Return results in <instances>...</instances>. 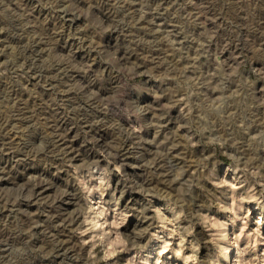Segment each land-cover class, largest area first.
<instances>
[{
  "label": "rangeland",
  "instance_id": "obj_1",
  "mask_svg": "<svg viewBox=\"0 0 264 264\" xmlns=\"http://www.w3.org/2000/svg\"><path fill=\"white\" fill-rule=\"evenodd\" d=\"M71 4L0 0V264H264V0Z\"/></svg>",
  "mask_w": 264,
  "mask_h": 264
},
{
  "label": "clouds",
  "instance_id": "obj_2",
  "mask_svg": "<svg viewBox=\"0 0 264 264\" xmlns=\"http://www.w3.org/2000/svg\"><path fill=\"white\" fill-rule=\"evenodd\" d=\"M59 5V6H58ZM38 6L42 7V8H50L53 11H60V12H64L65 14H67L69 11H72V4H71V0H63V4H60V0H38ZM29 27H34V25L29 24ZM5 31V28L0 27V33H3ZM31 38L33 40H39L40 39V34L38 32H33L31 33ZM0 43H5L4 41H0ZM6 48H11V53L9 56V59L6 60L4 63H0V68L5 69V71H7V65L8 64H13L14 65V71H15V60H14V56L15 53L17 51L16 47H14L11 44H6ZM5 51V49H0V52ZM3 72H0V75H3ZM16 107V104L13 102L11 104H3L0 103V114H4L6 116V120L7 118H10L12 110H14ZM189 146H194L191 143V138L189 137ZM39 148L41 151L45 150L46 145L44 143H40L39 144ZM163 155V154H161ZM118 170V169H117ZM179 177H177L178 179ZM0 179H4V177H0ZM31 179V177L29 178ZM99 188H93L91 189V191H106L108 187H111V185L108 183V181L106 179H101L99 181ZM91 212H94L96 214L95 216V220H88L86 218L85 222L86 223H91L93 224V226L95 228H104V227H108L107 222L105 221V223L102 225L98 222L99 219H102L104 216V209L101 207L99 208V210H97L96 208H90ZM115 223V221L113 222ZM110 234V233H109Z\"/></svg>",
  "mask_w": 264,
  "mask_h": 264
},
{
  "label": "bare ground",
  "instance_id": "obj_3",
  "mask_svg": "<svg viewBox=\"0 0 264 264\" xmlns=\"http://www.w3.org/2000/svg\"><path fill=\"white\" fill-rule=\"evenodd\" d=\"M23 110V109H22ZM72 201V199H71ZM67 207V206H66ZM68 223V222H67ZM61 227V226H60ZM65 229V228H64ZM66 238V237H65ZM64 239V238H63ZM75 241V240H73ZM227 242L230 244V240H229V237H227ZM74 243V242H73ZM76 245V244H75ZM49 246V245H48ZM233 250V246L229 245V250H228V253L230 254ZM230 256V255H229Z\"/></svg>",
  "mask_w": 264,
  "mask_h": 264
}]
</instances>
